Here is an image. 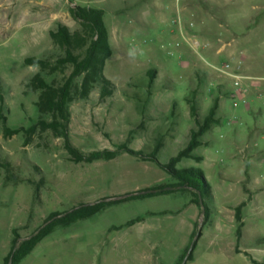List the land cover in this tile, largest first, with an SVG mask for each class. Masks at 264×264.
I'll list each match as a JSON object with an SVG mask.
<instances>
[{
  "label": "rangeland",
  "instance_id": "374dc122",
  "mask_svg": "<svg viewBox=\"0 0 264 264\" xmlns=\"http://www.w3.org/2000/svg\"><path fill=\"white\" fill-rule=\"evenodd\" d=\"M71 4L105 11L113 51L105 76L116 86L104 101L99 88L87 100L74 96L72 144L86 155L121 144L150 153L162 137L158 159L167 163L195 128L191 107L203 120L218 99L221 124L195 151L202 161L177 166L203 171L212 189L204 199L210 212L205 218L189 191L108 206L91 219L57 227L20 264H264V107L258 99L264 81H257L264 79V0H159L143 21L145 0H0V109L12 129L51 120L37 106L40 92L26 85L37 74L59 85L72 67L49 73L24 61L62 55L49 31L59 22L78 28ZM178 17L181 25L174 23ZM156 25L168 33H158ZM225 63L254 78L236 99L233 79L214 68ZM149 70L157 71L153 81ZM0 160L12 169L8 180L0 164V264L14 229L26 239L52 213L174 183L154 163L128 154L73 162L51 131L6 138L2 122ZM242 203L239 238L235 210ZM138 217L140 223L116 229Z\"/></svg>",
  "mask_w": 264,
  "mask_h": 264
},
{
  "label": "trees",
  "instance_id": "16d2710c",
  "mask_svg": "<svg viewBox=\"0 0 264 264\" xmlns=\"http://www.w3.org/2000/svg\"><path fill=\"white\" fill-rule=\"evenodd\" d=\"M71 19L78 25V28L72 31L67 25L57 23L50 29L49 37L52 44L62 52L55 61L50 57L38 58L29 57L24 61L25 66L39 67L43 72L55 73L63 72L67 66L72 67V71L67 78L59 85L48 83L41 74L35 75L26 85L28 89L34 92H40L37 106L42 115L51 117L50 121L39 120L30 128L20 127L12 129L7 126V118L0 109V122L4 125V136L6 138L13 137L18 134H25L29 139L38 130L51 131L55 137L63 139L64 147L71 160L76 163L92 164L97 161H112L123 154L140 159L144 162H151L157 165L174 181L171 185H163L153 187L147 190H155L152 194H142L130 196L117 201H104L95 204L80 205L69 212L52 213L44 221L28 239H22L18 230L12 231L13 239L11 249L4 260V264H8L13 258V264H20L28 257L44 239L50 236L53 231L59 227L71 226L79 221L91 219L106 207L120 204L127 201L151 198L158 195L171 194L177 191H189L194 195V203L201 209L200 196L203 200L212 197V189L206 180L201 169L183 168L178 169L177 166L184 160L195 159L198 162L201 158L195 155V151L204 145L203 137L215 126L221 124L220 118L216 113L219 109V100L217 99L209 114L201 120L199 118L195 106L191 107V113L195 119V128L190 132L188 144L176 156L170 158L167 163H162L158 159V154L163 148V138L159 137L154 149L150 153L143 151H135L130 149L127 144L115 146L113 150L105 149L95 151L90 154H83L71 142L69 126H70V110L69 105L73 102L74 96H78L82 100L89 99L91 93L99 88L100 99L102 101L111 97L116 91V86L105 76V66L107 60L112 56L113 51L110 46L109 31L104 22L105 11L79 5H72L69 8ZM146 75L153 81L157 75L156 70L147 71ZM82 79L81 86L78 88L76 82ZM1 80V79H0ZM0 100L3 104L4 97L1 92ZM1 166L7 173V179H12V169L9 163H3ZM246 207V203H242L235 210V219L238 223L237 236L242 237V229L244 227L242 211ZM205 214L207 218L210 210L204 203ZM142 218L130 220L126 224L116 228L121 230L129 228L140 223ZM189 251L186 249L181 262ZM191 258V255L188 259Z\"/></svg>",
  "mask_w": 264,
  "mask_h": 264
},
{
  "label": "built area",
  "instance_id": "2783aa9c",
  "mask_svg": "<svg viewBox=\"0 0 264 264\" xmlns=\"http://www.w3.org/2000/svg\"><path fill=\"white\" fill-rule=\"evenodd\" d=\"M174 23H177L179 25L182 24L181 17H178L176 20H174ZM192 25V24H191ZM208 45H205L207 47ZM220 74L225 75L227 77H230L233 79V84L236 90V94L233 95V98L236 99L237 95H244L246 92V88L244 86L245 81H253L254 78L246 77L243 75L235 74L232 71L231 64L225 63L221 67H214ZM256 80V79H255ZM257 81H264V79H258ZM258 89V88H257ZM258 99L260 100L262 106L264 107V94H259Z\"/></svg>",
  "mask_w": 264,
  "mask_h": 264
},
{
  "label": "crops",
  "instance_id": "0c3cea01",
  "mask_svg": "<svg viewBox=\"0 0 264 264\" xmlns=\"http://www.w3.org/2000/svg\"><path fill=\"white\" fill-rule=\"evenodd\" d=\"M158 1L159 0H145V3H146V7H147V10L146 11H142V12H140L139 13V16H140V19L143 21L144 20V17H147L148 16V13L150 12L149 10H154L153 8L156 6V3H158ZM167 9V7H165V10ZM185 10V9H184ZM187 14V13H186ZM158 17H159V15H158ZM157 17V18H158ZM146 20V19H145ZM159 22L160 23H163V21H161L160 20V18H159ZM156 27H157V30H158V28L160 29V26H157L156 25ZM158 33H160V34H162V35H164V34H166V33H168V32H165V30H158ZM188 37V36H187ZM186 39V41H187V38H185Z\"/></svg>",
  "mask_w": 264,
  "mask_h": 264
},
{
  "label": "water",
  "instance_id": "95a60500",
  "mask_svg": "<svg viewBox=\"0 0 264 264\" xmlns=\"http://www.w3.org/2000/svg\"><path fill=\"white\" fill-rule=\"evenodd\" d=\"M155 192H156L155 190H145V191H142V192L132 193V194H129V195H126V196H123V197L113 198L112 200H121V199L130 197V196H137V195H142V194H152V193H155ZM104 201H107V200H101V201H99L97 203L104 202ZM200 204H201V207H204V203H203V200H202L201 196H200ZM204 214H205V210H204ZM27 239L28 238H26L25 240H27ZM8 264H13V258L10 259Z\"/></svg>",
  "mask_w": 264,
  "mask_h": 264
}]
</instances>
